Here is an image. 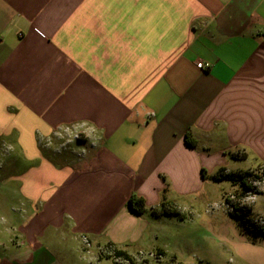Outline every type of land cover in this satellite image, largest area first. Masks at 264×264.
I'll return each instance as SVG.
<instances>
[{
    "label": "crops",
    "instance_id": "obj_1",
    "mask_svg": "<svg viewBox=\"0 0 264 264\" xmlns=\"http://www.w3.org/2000/svg\"><path fill=\"white\" fill-rule=\"evenodd\" d=\"M64 130L82 135L79 158L48 159ZM0 140L28 164L0 264H79L96 248L99 264L115 251L161 264L164 237L223 184L211 177L264 165V0H0ZM204 232L230 264H264V240L234 224Z\"/></svg>",
    "mask_w": 264,
    "mask_h": 264
},
{
    "label": "rangeland",
    "instance_id": "obj_2",
    "mask_svg": "<svg viewBox=\"0 0 264 264\" xmlns=\"http://www.w3.org/2000/svg\"><path fill=\"white\" fill-rule=\"evenodd\" d=\"M76 136L78 137L76 138ZM82 141V135L64 130L54 133L48 141L47 146L49 147H42V150L44 152L48 150L45 153L48 159L57 158L62 162L76 160V157L79 158L77 156L78 145ZM20 158L21 151L13 144L12 140H5L4 142L0 140V225L2 222L7 223L11 214L14 216L19 214L20 202L16 191L20 184L13 177L18 172L28 168V164L19 162ZM233 165L241 169H248L249 165L252 164L234 162ZM261 169L264 170L263 166ZM215 186L216 189L208 195V198L198 200L197 207L190 212L193 214V221L182 224L179 229L176 227L175 229L171 228V234L175 231V240L171 238L174 242L164 237L163 244L167 245V254L162 258L161 264H230V256L220 255L217 252L218 244L214 243L212 241L213 238L205 234L204 230L211 231L214 225H219L221 222H230L233 225L234 222L227 214L228 211L232 210L231 205L253 208V216L263 223L264 176L260 181L253 183V191L241 200L238 198L239 189L233 190L229 183L224 182ZM226 192L228 193L225 197L229 200V205L222 199ZM177 236L179 237L177 238ZM95 254L96 262L93 260ZM98 255L99 251L97 248L96 252L84 253L79 264H99ZM100 258L103 261L102 264L114 263L112 259H108L105 256H100ZM117 261L120 264H126L121 259ZM151 262L153 263L154 261L151 260Z\"/></svg>",
    "mask_w": 264,
    "mask_h": 264
},
{
    "label": "trees",
    "instance_id": "obj_3",
    "mask_svg": "<svg viewBox=\"0 0 264 264\" xmlns=\"http://www.w3.org/2000/svg\"><path fill=\"white\" fill-rule=\"evenodd\" d=\"M186 142L190 147H195V142L191 138L187 137ZM261 168L257 171L243 173L228 172L225 169H222L211 177V180L214 183L227 182L233 187H238V198L241 200L246 198L247 195L253 191V183L260 181L264 176V170ZM223 199L226 201L227 205H229L228 203L230 202L225 196ZM127 208L131 214L141 216L146 211V204L142 198L132 195L127 202ZM231 208L232 210L227 213L230 219L234 222L238 232L246 237L252 244L262 242L264 240V221L262 223L255 219L252 210L249 207L231 205ZM161 213L166 217H180L179 212L169 206H163ZM152 216L156 217L158 214L153 212ZM101 256L112 259L114 264H120L117 261L118 259L127 262V264H133L132 259L123 251H115L111 255L102 254Z\"/></svg>",
    "mask_w": 264,
    "mask_h": 264
},
{
    "label": "built area",
    "instance_id": "obj_4",
    "mask_svg": "<svg viewBox=\"0 0 264 264\" xmlns=\"http://www.w3.org/2000/svg\"><path fill=\"white\" fill-rule=\"evenodd\" d=\"M197 67H198V69L205 71V70H207L210 67V65L209 64H205L204 62H200V63L197 64ZM77 137L78 136H76V138ZM83 241H84V244L86 246H88V247L90 246V243L88 242V240L86 238H84Z\"/></svg>",
    "mask_w": 264,
    "mask_h": 264
}]
</instances>
